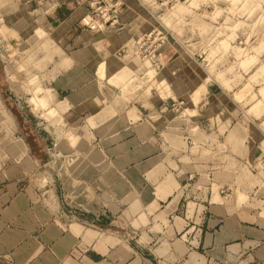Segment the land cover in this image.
Segmentation results:
<instances>
[{"label": "crops", "instance_id": "1", "mask_svg": "<svg viewBox=\"0 0 264 264\" xmlns=\"http://www.w3.org/2000/svg\"><path fill=\"white\" fill-rule=\"evenodd\" d=\"M90 1L0 0V264H264L262 61L166 40L155 0L109 36Z\"/></svg>", "mask_w": 264, "mask_h": 264}, {"label": "rangeland", "instance_id": "2", "mask_svg": "<svg viewBox=\"0 0 264 264\" xmlns=\"http://www.w3.org/2000/svg\"><path fill=\"white\" fill-rule=\"evenodd\" d=\"M155 2L161 22L166 23V27L172 32L171 35L165 34L166 40L188 41L191 37L194 41H207L211 44L214 54L220 46L225 49V55L230 53L234 59L255 52L254 58L262 61L264 66V0H155ZM120 7L121 4L117 0H108L101 5L94 3L89 7L87 21L83 22L86 26V22L89 25L94 24V30L102 28L101 32L107 31L111 36L113 29L119 25L117 22L119 18L113 22L112 16L119 17ZM96 14L98 15L95 16ZM196 27L198 34L192 33L189 36L190 29L195 32ZM153 31L139 34L131 43L134 54L148 64L147 76L156 82V67L152 65L153 60L159 57L155 48L158 32ZM19 40L21 41L20 36L10 31L4 20H0V59L14 56L15 52L17 54L15 47L11 46L10 51L5 47L7 44L20 43Z\"/></svg>", "mask_w": 264, "mask_h": 264}, {"label": "built area", "instance_id": "3", "mask_svg": "<svg viewBox=\"0 0 264 264\" xmlns=\"http://www.w3.org/2000/svg\"><path fill=\"white\" fill-rule=\"evenodd\" d=\"M105 1H108V0H91L90 1V5H91V7L93 6V4L95 3V4H102L103 2H105ZM114 13V12H113ZM98 14H96L95 16H97ZM113 17V22H116L117 21V19H118V17H117V15H113L112 16ZM87 18L88 17H85V18H83V21H87ZM87 23V26H89L90 28H92V29H94L95 28V26H94V24L93 25H89V23L88 22H86ZM143 38H144V36H143ZM153 65L155 66V67H158L159 66V59L157 58L156 60H153Z\"/></svg>", "mask_w": 264, "mask_h": 264}, {"label": "bare ground", "instance_id": "4", "mask_svg": "<svg viewBox=\"0 0 264 264\" xmlns=\"http://www.w3.org/2000/svg\"><path fill=\"white\" fill-rule=\"evenodd\" d=\"M252 60V59H251ZM245 65V64H244Z\"/></svg>", "mask_w": 264, "mask_h": 264}]
</instances>
